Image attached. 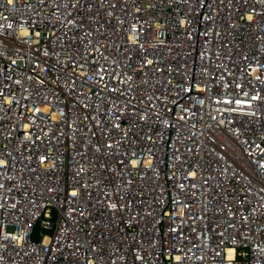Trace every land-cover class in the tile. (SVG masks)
Listing matches in <instances>:
<instances>
[{
	"label": "built area",
	"instance_id": "built-area-1",
	"mask_svg": "<svg viewBox=\"0 0 264 264\" xmlns=\"http://www.w3.org/2000/svg\"><path fill=\"white\" fill-rule=\"evenodd\" d=\"M0 264H264V0H0Z\"/></svg>",
	"mask_w": 264,
	"mask_h": 264
},
{
	"label": "water",
	"instance_id": "water-1",
	"mask_svg": "<svg viewBox=\"0 0 264 264\" xmlns=\"http://www.w3.org/2000/svg\"><path fill=\"white\" fill-rule=\"evenodd\" d=\"M38 231H39V225L36 224L35 229H34V233H33V235H32V239H33L34 241H37V237L35 236V234H36Z\"/></svg>",
	"mask_w": 264,
	"mask_h": 264
}]
</instances>
